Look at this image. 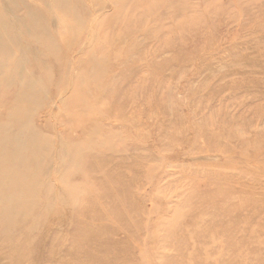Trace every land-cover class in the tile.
<instances>
[{"label": "rangeland", "instance_id": "1", "mask_svg": "<svg viewBox=\"0 0 264 264\" xmlns=\"http://www.w3.org/2000/svg\"><path fill=\"white\" fill-rule=\"evenodd\" d=\"M5 27L45 91L21 116L0 83V115L51 148L0 264H264V0H0Z\"/></svg>", "mask_w": 264, "mask_h": 264}, {"label": "bare ground", "instance_id": "2", "mask_svg": "<svg viewBox=\"0 0 264 264\" xmlns=\"http://www.w3.org/2000/svg\"><path fill=\"white\" fill-rule=\"evenodd\" d=\"M2 36L4 41H0V44L5 45V51L10 50L9 54L11 55L10 42L14 39V36L10 29L7 30V27L0 29V37ZM9 45L10 48L8 49L7 46ZM13 46H16V41L13 43ZM1 50L0 45V55L4 52H1ZM2 61L0 60V83H3L7 87L15 88V93L12 95L11 100L18 101V106L20 107L19 109L15 104V111L17 110L21 116H26L32 110L28 103L36 99V97H40L45 90L39 86L38 80L33 74L28 75L19 70V68L13 69L11 73H6L5 68L8 64L11 65V63L9 60H6L5 63ZM20 62L16 61L15 66L18 67ZM61 77L62 75H59L58 91L62 89ZM2 103L7 104L5 100ZM24 105L26 108H23ZM10 118V116L3 118L0 115V149L7 147L11 150L10 155L8 152L0 153V200L4 198L7 201V207H4L5 205L2 206L5 203L0 201V226L2 227L0 239L1 237L4 239V246H9L11 251L15 249V251L21 252L22 248L31 245L30 242L34 239L33 229L40 225V223H37L38 220L33 218V211L37 210L40 217L45 216L40 214L37 203L38 197L36 192H34V187L36 186L34 176L37 170L33 172L30 165L37 164L40 156L48 153V150H45L31 158L26 155L27 151L25 150L32 148L37 151L39 147H51L48 139L45 137H43L45 138L43 141L30 144L26 140L30 136L28 132H25V134L21 132L26 127L25 122H23L25 119L19 116H16L15 120H11ZM108 143L109 141L106 144ZM19 150L21 158H16L18 156L16 153ZM17 160L22 161V163ZM217 179L216 185L218 186L223 182H227V180H230V182L232 180L234 182L235 180L228 175H217ZM227 199L222 197L223 201ZM236 207L239 208L238 206ZM26 214H29V217H26ZM15 251L12 254L13 259L10 258V262L6 264H20L17 263L21 260L20 254L15 253ZM83 255L85 254H79L78 258L83 257Z\"/></svg>", "mask_w": 264, "mask_h": 264}]
</instances>
